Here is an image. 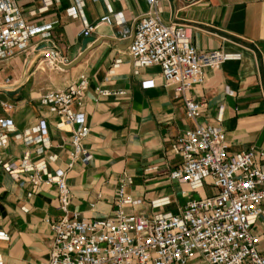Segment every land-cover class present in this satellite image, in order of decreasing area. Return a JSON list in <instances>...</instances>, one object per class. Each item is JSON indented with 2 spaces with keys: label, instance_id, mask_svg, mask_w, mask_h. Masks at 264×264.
I'll return each instance as SVG.
<instances>
[{
  "label": "crops",
  "instance_id": "obj_1",
  "mask_svg": "<svg viewBox=\"0 0 264 264\" xmlns=\"http://www.w3.org/2000/svg\"><path fill=\"white\" fill-rule=\"evenodd\" d=\"M15 1L25 19L45 26L50 37L42 41L37 36L33 50L0 62V86L15 87L0 90V117L15 126L7 132L9 142L0 146V228L9 237L0 241V254L6 264H46L53 244L46 219L63 216L56 186H33L28 173L14 177L3 168V162L19 164L25 151L31 152L33 163L45 160L49 172H67L69 210L78 219L113 216L122 187L124 197L138 202L126 205L125 212L147 216L178 213L190 200L216 193L210 180L193 190L169 178L181 163L174 143L198 124L222 129L228 153L253 151L264 170V0H158L155 6L147 0H81L83 19L93 27L88 36L100 42L88 43L83 59L67 70L44 60L34 48L50 46L67 64L81 55L83 20L67 12L77 0ZM114 14H122L124 22H116ZM150 15L165 24L189 26L191 42L199 51L241 56L206 69L205 83L189 91L204 105L197 120L187 116L183 100L176 97L174 86L166 85L160 66L134 70L128 47L140 21ZM107 16L112 21L101 22ZM81 76L88 80L81 110L90 128L83 144L92 158L88 164L69 167L73 126L58 128L59 116L41 105L40 97L67 89ZM97 88L111 95L102 96ZM41 120L48 125L49 147L38 154L39 145L27 146L15 135ZM161 199L169 203L152 206ZM253 231L264 256V216ZM186 264L208 263L195 254Z\"/></svg>",
  "mask_w": 264,
  "mask_h": 264
},
{
  "label": "built area",
  "instance_id": "obj_2",
  "mask_svg": "<svg viewBox=\"0 0 264 264\" xmlns=\"http://www.w3.org/2000/svg\"><path fill=\"white\" fill-rule=\"evenodd\" d=\"M147 1L151 6L158 2ZM67 12L82 18L84 36L93 31L83 19L81 0ZM113 16L116 22H124L122 14ZM111 21L110 16L101 20ZM45 28L30 24L15 0H0V62L33 50L37 36L47 41L50 33ZM34 50L57 67L61 62L50 46H37ZM128 50L135 72L161 67L166 85L174 86L176 97L183 100L187 116L193 120L201 116L204 105L189 96V91L205 83L206 69L219 68L226 61L241 57L221 50L199 51L191 42L189 26L165 24L151 15L138 24ZM152 85V82L148 84ZM87 89L88 80L81 76L67 89L49 91L40 97L41 105L59 116L58 128L73 126L69 167L75 162L88 164L92 158L83 144L90 131L81 110ZM97 91L102 96L111 95L105 89L97 88ZM74 105L78 106L77 111L73 110ZM14 130L11 119L0 117V146L9 142L7 132ZM47 136L48 125L41 120L15 138L27 146L39 145L36 152L43 154L49 147ZM173 150L181 163L170 172L171 180L187 183L193 190L210 180L216 189L213 195L190 200L174 214H127L125 206L138 202L124 197L122 187L113 216L78 219L70 214L71 190L65 170L49 172L45 160L31 161L30 151L24 152L19 164L3 162L2 166L14 177L28 173L33 186L45 184L57 188L58 208L63 216L46 219L53 241L46 264H186L195 254L203 256L208 264H264V256L258 249L260 237L253 231L264 216V170L256 163L254 152L228 153L223 130L203 124L185 131ZM168 203L161 199L153 201L152 206L160 208ZM23 210L28 209L23 207ZM8 239L7 232L0 228V241ZM0 264H6L1 254Z\"/></svg>",
  "mask_w": 264,
  "mask_h": 264
},
{
  "label": "water",
  "instance_id": "obj_3",
  "mask_svg": "<svg viewBox=\"0 0 264 264\" xmlns=\"http://www.w3.org/2000/svg\"><path fill=\"white\" fill-rule=\"evenodd\" d=\"M95 41V44H97V43H99L100 41H96L95 40V37L94 36H86L84 39H83V41H82V53H81V55L78 57V58H76L74 61H72L71 63H69V64H64V63H62V62H58L57 63V65H58V67L59 68H62V69H65V70H67V69H70V68H72L73 66H75L77 63H79L82 59H83V57L85 56V54H86V52H87V45H88V43H90V42H94ZM15 87H11V86H0V90H3V91H11V90H13Z\"/></svg>",
  "mask_w": 264,
  "mask_h": 264
}]
</instances>
